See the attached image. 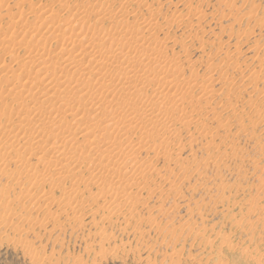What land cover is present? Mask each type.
Masks as SVG:
<instances>
[{
    "label": "rangeland",
    "instance_id": "obj_1",
    "mask_svg": "<svg viewBox=\"0 0 264 264\" xmlns=\"http://www.w3.org/2000/svg\"><path fill=\"white\" fill-rule=\"evenodd\" d=\"M0 264H264V0H0Z\"/></svg>",
    "mask_w": 264,
    "mask_h": 264
},
{
    "label": "bare ground",
    "instance_id": "obj_2",
    "mask_svg": "<svg viewBox=\"0 0 264 264\" xmlns=\"http://www.w3.org/2000/svg\"><path fill=\"white\" fill-rule=\"evenodd\" d=\"M128 45H130V44H128ZM132 45V44H131Z\"/></svg>",
    "mask_w": 264,
    "mask_h": 264
}]
</instances>
